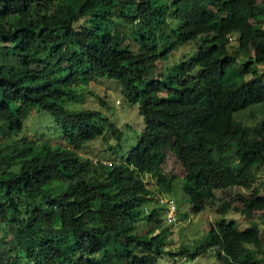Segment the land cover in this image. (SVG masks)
Returning a JSON list of instances; mask_svg holds the SVG:
<instances>
[{
	"label": "trees",
	"instance_id": "obj_1",
	"mask_svg": "<svg viewBox=\"0 0 264 264\" xmlns=\"http://www.w3.org/2000/svg\"><path fill=\"white\" fill-rule=\"evenodd\" d=\"M188 43L192 53L162 76L159 60ZM101 78L119 81L145 124L110 166L80 151L121 131L100 110L69 103ZM260 104L264 0H0V133L10 138L0 146V263L160 264L214 250L222 264H258L260 228L239 230L224 216L264 213V195L252 189L264 169V126L236 118ZM22 107L48 113L66 145L19 146ZM171 148L185 170L188 214L221 215L193 249L171 247L166 204L143 179L171 193L161 170ZM232 187L251 192L216 208V192Z\"/></svg>",
	"mask_w": 264,
	"mask_h": 264
},
{
	"label": "rangeland",
	"instance_id": "obj_2",
	"mask_svg": "<svg viewBox=\"0 0 264 264\" xmlns=\"http://www.w3.org/2000/svg\"><path fill=\"white\" fill-rule=\"evenodd\" d=\"M171 21V25L175 22ZM120 33L123 31L127 34V39H131L129 23L120 22L118 25ZM233 44L236 45L235 40ZM196 43H188L180 46L173 51L165 60H159L162 76L166 75L172 68L175 62L187 58L195 49ZM136 50L137 46L133 45ZM243 58H240L242 60ZM254 69L261 71V66H254ZM158 76V75H156ZM103 101L105 105L102 104ZM70 106L81 109H96L108 116L116 127L119 128L122 135L120 140L115 136L106 134L105 138H99L87 145L80 151V154L89 158L92 161H108L119 162L121 161L132 148L135 147L137 138L140 135L143 127L144 120L139 114L138 106H131L124 97L121 91V84L114 79L101 78L90 82L82 91L77 93V98L69 100ZM69 106V108H71ZM21 114L24 115L23 130L17 136V144L20 146L24 141H32V145H37L43 141H49L51 145H66L65 141L61 138L57 125L53 122L51 116L44 110L38 111V108L32 107L31 111L27 112L23 107ZM237 119L248 125L252 129L255 125L260 128L264 126V104L256 105L248 108L245 111L236 114ZM57 128V129H56ZM251 132V131H250ZM12 142V141H11ZM10 143V138L0 133V146ZM161 170L168 177L171 183V193L162 194L159 192L160 187L156 183V179L152 175H145L143 179L147 186L155 192L153 200L159 201L173 199L178 206L176 222L173 226L168 225L171 230L172 243L170 244L178 248L186 245L189 249H193L205 239V234L209 229L210 224L221 218L215 212V207L207 211H202L198 214H188L190 205L187 202V197L184 193L182 179L185 175V170L178 160L174 148L168 150L164 162L161 164ZM252 189L259 191L260 195H264V169L261 168L256 172L255 182ZM250 190L241 189L239 187L228 188L224 191L216 192V208L224 203L226 200L235 199L238 193L248 196ZM154 201V202H155ZM163 201H159L157 206L163 207ZM234 206H239L237 202ZM227 220H234L237 224V229L242 230L249 226H258L261 230V240L263 250L262 253L255 254L258 264H264V213L255 212L253 216L245 217L239 212L229 211L224 216ZM2 232H0V235ZM3 247H8L4 243ZM252 248V246H249ZM20 264H24L22 260ZM160 264H222V261L214 254V250L198 256L194 260H187L186 258H170L164 257L160 260Z\"/></svg>",
	"mask_w": 264,
	"mask_h": 264
},
{
	"label": "clouds",
	"instance_id": "obj_3",
	"mask_svg": "<svg viewBox=\"0 0 264 264\" xmlns=\"http://www.w3.org/2000/svg\"><path fill=\"white\" fill-rule=\"evenodd\" d=\"M93 162L94 163L102 162L103 164L108 165V166H110L113 163V162H108V161H93ZM161 201L165 202L166 204L165 214L169 220L170 226H173L174 223L176 222V216H177V210H178L177 203L173 199H167V198ZM0 264H7V263H0Z\"/></svg>",
	"mask_w": 264,
	"mask_h": 264
}]
</instances>
